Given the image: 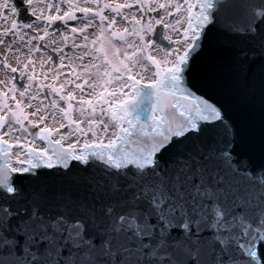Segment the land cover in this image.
Here are the masks:
<instances>
[{"label": "snow or ice", "instance_id": "1", "mask_svg": "<svg viewBox=\"0 0 264 264\" xmlns=\"http://www.w3.org/2000/svg\"><path fill=\"white\" fill-rule=\"evenodd\" d=\"M0 53V264H264V0H0Z\"/></svg>", "mask_w": 264, "mask_h": 264}, {"label": "rangeland", "instance_id": "2", "mask_svg": "<svg viewBox=\"0 0 264 264\" xmlns=\"http://www.w3.org/2000/svg\"><path fill=\"white\" fill-rule=\"evenodd\" d=\"M65 51L67 52L68 49H65ZM86 98H87V97H86ZM73 118H76V114H75V113L73 114ZM56 121H57L56 126H58V124H59V122H60V116H59V114H57ZM48 125H49V126H53V125H52V122H51V117H49ZM30 131H31V129H30ZM61 131L63 132L64 130L62 129ZM56 138H59V137H56ZM68 142H71V141L69 140ZM38 143L40 144V146H43V145H42V142H38ZM13 152H15V149H13Z\"/></svg>", "mask_w": 264, "mask_h": 264}, {"label": "flooded vegetation", "instance_id": "3", "mask_svg": "<svg viewBox=\"0 0 264 264\" xmlns=\"http://www.w3.org/2000/svg\"><path fill=\"white\" fill-rule=\"evenodd\" d=\"M2 59H3V56H2V53H0V61H2ZM17 77H18V74H17ZM2 79H4V69H3L2 62H0V80Z\"/></svg>", "mask_w": 264, "mask_h": 264}, {"label": "bare ground", "instance_id": "4", "mask_svg": "<svg viewBox=\"0 0 264 264\" xmlns=\"http://www.w3.org/2000/svg\"><path fill=\"white\" fill-rule=\"evenodd\" d=\"M70 143V142H69Z\"/></svg>", "mask_w": 264, "mask_h": 264}]
</instances>
